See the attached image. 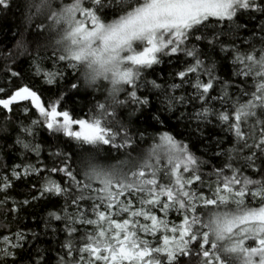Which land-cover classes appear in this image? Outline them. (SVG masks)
<instances>
[{
	"label": "snow or ice",
	"instance_id": "obj_1",
	"mask_svg": "<svg viewBox=\"0 0 264 264\" xmlns=\"http://www.w3.org/2000/svg\"><path fill=\"white\" fill-rule=\"evenodd\" d=\"M12 2L0 0V9ZM256 13L264 16V0H23L26 25L40 21L35 26L50 51L45 69L37 50L34 74L54 85L71 70L72 90L81 82L106 87L78 116L65 105L67 93L49 100L34 85H12L23 77L6 68L0 110L9 120L17 110L26 118L14 143L35 153L37 163L22 160L10 171L5 165L0 209L14 214L37 200H62L49 213L65 234L56 264H264V22L236 42L248 30L236 20ZM192 41L231 56L232 75L244 85L239 95ZM181 56L188 59L174 73L179 83H144L162 95L168 112L191 106L180 118L198 130L214 120L225 128L230 139L216 138L210 159L167 130L133 135L121 117L129 105L135 113L150 104L138 95L143 71ZM37 130L67 138L72 150L57 146L45 163ZM33 176L30 199L8 195L14 181ZM0 227V264H49L42 251L26 250L28 234Z\"/></svg>",
	"mask_w": 264,
	"mask_h": 264
},
{
	"label": "trees",
	"instance_id": "obj_2",
	"mask_svg": "<svg viewBox=\"0 0 264 264\" xmlns=\"http://www.w3.org/2000/svg\"><path fill=\"white\" fill-rule=\"evenodd\" d=\"M23 0H13L11 7L8 10L0 9V85L9 79L5 76L6 68H13L15 71L21 73L23 80H12V85L20 83H28L34 85L35 88L49 99L54 100L60 93H67L65 96L66 107L73 110L74 114L82 116L87 114L90 109H93L94 104L98 100H102L103 88L96 91L92 88L86 87L82 82L77 90H72L70 85L77 82V76L71 70H65V78L60 80L57 84H46L41 76L34 74L35 54L39 50L43 60L41 67L47 69L50 66V61L47 57L50 51L44 47L47 44V35L37 30L36 24L39 20L34 21L31 27L27 26L23 15L21 14V5ZM264 22V16L259 13L245 14L236 20V23L246 24L247 31L239 33L237 44L241 40L247 39L252 30L259 27ZM196 43L197 47L204 52L202 59L207 63H215L216 74L221 78V81H228L232 87L229 88L231 93L239 95L237 87H244L240 78L235 77L232 73L235 71L231 56L223 53L217 47L215 50L206 47L203 43ZM23 44L24 47H18ZM243 47V45H242ZM188 59L181 56L179 61L173 57H162V62L154 65L152 68L145 69L141 77L142 86L138 90V95L147 96L150 104L147 107L141 108L138 112L133 113V107L129 105L126 110L121 112V117L125 121H131L130 127L133 129V135L136 131H144L147 129L145 136L155 135L156 132L167 130L173 133L177 139L187 142L197 155L204 159H210L216 138L230 139L229 134L225 128L220 126L215 120L211 125H201L197 129L195 122L189 121L187 118H180V111L190 112L191 106L187 109H180L175 113L165 110L164 105L160 102L163 99L162 95L151 89L149 84L144 82L156 80L161 84H171L173 82L179 83L175 79L174 73L180 67V62ZM64 69V65H59ZM251 81H249V84ZM222 85H217V91L213 95L218 94ZM191 92V88L186 89ZM181 94L177 92V95ZM215 107H219L216 103ZM5 111L0 110V172L10 171L11 166L15 163L30 162L37 163L35 153H24L19 145H15L14 141L18 134L17 128L21 121L26 122V118L18 110L11 114L10 120ZM19 117V119H18ZM159 117V120L155 119ZM33 118L35 116L33 115ZM7 121V123H6ZM202 133V134H201ZM67 138L57 137L49 132L37 130L34 143L40 144L42 154L40 160L45 163L49 162V153L56 150L57 146L67 151H71L65 141ZM207 153V155H204ZM115 155V153H113ZM215 162V161H213ZM207 170V169H206ZM46 174V173H45ZM37 177H29L14 181L13 188L8 195L16 200L21 201L30 197L27 193L30 191V185L37 182ZM0 199H3V194H0ZM12 199L9 200L7 208H12ZM63 201L56 198L41 199L30 203L26 206H21L17 213H7L0 209V225H8L11 231H23L28 234V244L25 245L26 250L30 251L33 256L39 250L45 255L49 264H56L57 253L61 241L65 239L63 233V222L56 221L49 216L50 212L59 211ZM175 219V217H172ZM56 229V231H53ZM5 232L3 227H0V233ZM35 234V235H33Z\"/></svg>",
	"mask_w": 264,
	"mask_h": 264
}]
</instances>
